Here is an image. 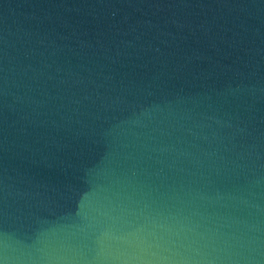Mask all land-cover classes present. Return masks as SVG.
Listing matches in <instances>:
<instances>
[{"label":"water","instance_id":"water-1","mask_svg":"<svg viewBox=\"0 0 264 264\" xmlns=\"http://www.w3.org/2000/svg\"><path fill=\"white\" fill-rule=\"evenodd\" d=\"M172 219L264 264V0H0V264L178 260Z\"/></svg>","mask_w":264,"mask_h":264},{"label":"clouds","instance_id":"clouds-1","mask_svg":"<svg viewBox=\"0 0 264 264\" xmlns=\"http://www.w3.org/2000/svg\"><path fill=\"white\" fill-rule=\"evenodd\" d=\"M198 227L186 219L154 222L152 228L160 232L159 239L166 245H179L185 253L178 260L161 257L159 264H217L221 259L219 244L222 242L208 229L197 232Z\"/></svg>","mask_w":264,"mask_h":264}]
</instances>
